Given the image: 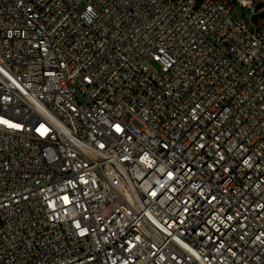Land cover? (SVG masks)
<instances>
[{
  "label": "built area",
  "instance_id": "2783aa9c",
  "mask_svg": "<svg viewBox=\"0 0 264 264\" xmlns=\"http://www.w3.org/2000/svg\"><path fill=\"white\" fill-rule=\"evenodd\" d=\"M257 14L0 0V264H264Z\"/></svg>",
  "mask_w": 264,
  "mask_h": 264
},
{
  "label": "rangeland",
  "instance_id": "374dc122",
  "mask_svg": "<svg viewBox=\"0 0 264 264\" xmlns=\"http://www.w3.org/2000/svg\"><path fill=\"white\" fill-rule=\"evenodd\" d=\"M256 9H257V16H256V22L264 23V0H254ZM80 100H83V98H80Z\"/></svg>",
  "mask_w": 264,
  "mask_h": 264
},
{
  "label": "snow or ice",
  "instance_id": "6c2138e0",
  "mask_svg": "<svg viewBox=\"0 0 264 264\" xmlns=\"http://www.w3.org/2000/svg\"><path fill=\"white\" fill-rule=\"evenodd\" d=\"M6 123V122H5ZM12 127H16L15 125H11Z\"/></svg>",
  "mask_w": 264,
  "mask_h": 264
}]
</instances>
